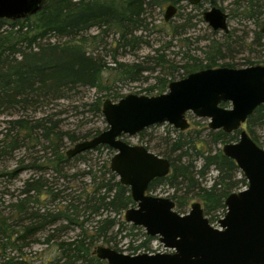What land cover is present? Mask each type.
Wrapping results in <instances>:
<instances>
[{
	"label": "trees",
	"instance_id": "trees-1",
	"mask_svg": "<svg viewBox=\"0 0 264 264\" xmlns=\"http://www.w3.org/2000/svg\"><path fill=\"white\" fill-rule=\"evenodd\" d=\"M261 1L264 0H237V3L246 4L241 14L258 24L264 7ZM185 2L188 0H44L42 9L33 16L15 21L0 19V108L13 109L19 106L26 109L40 103L68 99L81 88L101 91L105 72L111 67L90 51L89 46L93 44L90 38L95 41L97 38L103 39V35L113 34L117 36V49H134L147 43L143 36L137 35L148 28L147 11L167 4L176 5L182 10ZM212 4H215V1ZM200 6L201 4L197 7ZM179 28L181 26L174 27L173 33H177ZM93 29L100 30L97 37H86L85 35ZM256 38H264L261 30L256 33ZM52 39L67 41L52 43ZM214 47L218 54L219 47ZM186 58L188 61L183 67L184 72L179 74L181 79L191 73L214 68L219 57H209V63L206 65L188 54ZM113 61L118 62L116 56H113ZM153 62L157 66H164V54L158 53ZM118 66L120 78L131 82L140 80L145 72L138 63H118ZM173 72L157 77V84L149 91L157 90L158 95L166 93L172 80H177L174 75L170 76ZM168 77L174 79L168 80ZM104 89L110 91V87ZM123 97L115 95L113 98ZM91 107L103 117V103L100 97ZM11 125V129L0 143V159L10 155L20 146L18 136L24 141L40 140L48 143V149L52 151L50 166L59 174H63V166L72 160L62 154L65 140L70 144H77L101 132L97 129L89 136L71 134L62 131L60 121L52 119H41L33 125L29 120L18 119L11 122ZM245 126L251 138L260 146L256 133L258 128L264 126V106L253 112ZM14 131L15 136L12 135ZM204 131H207V134L203 136L202 131L181 132L170 127L166 136L159 138L154 147L145 146L169 160L171 164V173L153 181L148 192L152 193L160 187L173 190L174 193L169 195V198L174 201L175 210L179 214H186L190 203L199 199L205 216L214 224L222 217L218 215L221 211L223 215L226 214L225 201L228 196L247 187L248 182L236 162L226 157L222 151L226 144L239 140L240 131L225 133L223 130L215 131L209 128ZM147 132L148 130L143 131L139 137L143 140ZM105 152L109 161L114 151L107 146L88 151L92 154ZM84 158L85 153L74 157V160ZM201 162L202 165H199ZM42 169L44 167L41 165L36 167V170ZM212 169L216 170L218 175L208 186L201 179L205 181ZM89 173L93 177L92 190L83 191L81 194L71 193L63 203L54 208L35 204H38L39 197L42 199L49 196H52L51 202L54 204L56 198L66 191L52 192L42 178L32 183L28 181L22 194L24 198L11 204L16 226L8 224L9 219L0 214V250L4 253L0 257H5L6 250L12 248L21 252L22 246H17L15 240L24 244L29 238H35L38 234L48 231L47 238L50 241L47 244L56 246L57 258L45 264H107L95 254L99 242L120 252L115 238L118 233L129 230L131 236L134 231L143 232V228L120 220L125 211L136 206L130 188L121 184L118 176L108 166L98 172ZM239 175L242 177L238 178ZM62 176L66 178L65 175ZM183 189L185 190L182 192ZM91 222L97 225L94 234L87 232L88 228L85 229ZM14 227L22 228L18 238H14ZM71 228H79L81 232L75 241L68 242L62 239V234ZM143 236L145 240L142 243L135 247L133 242L130 244V252L150 250V242L156 238L149 237L145 232ZM8 264H13V260H9Z\"/></svg>",
	"mask_w": 264,
	"mask_h": 264
},
{
	"label": "water",
	"instance_id": "water-1",
	"mask_svg": "<svg viewBox=\"0 0 264 264\" xmlns=\"http://www.w3.org/2000/svg\"><path fill=\"white\" fill-rule=\"evenodd\" d=\"M212 0H188L192 6ZM44 0H0V19L21 20L37 14ZM178 7L166 8L169 23ZM213 31H229L228 15L217 6L203 14ZM264 35V27L261 30ZM228 103L230 108L222 107ZM264 105V65L247 68H208L173 81L158 96L130 94L119 102L106 100L102 113L107 129L67 152L68 158L101 145L114 151L110 170L131 190L136 207L124 214L125 222L142 227L171 253L128 255L107 246L95 254L107 264H264V150L242 130L253 112ZM208 119L211 130H241L237 143L226 144L224 155L234 160L248 187L225 201L227 213L214 227L201 203L181 215L169 198L147 194L149 185L171 172L170 162L141 145H130L123 136L168 124L179 131L190 128L187 115Z\"/></svg>",
	"mask_w": 264,
	"mask_h": 264
},
{
	"label": "rangeland",
	"instance_id": "rangeland-1",
	"mask_svg": "<svg viewBox=\"0 0 264 264\" xmlns=\"http://www.w3.org/2000/svg\"><path fill=\"white\" fill-rule=\"evenodd\" d=\"M212 3L213 1L205 2L200 7L195 8V6L185 2L183 4L184 8L182 10L178 9V13L169 23L164 22L168 4L161 8H153L147 11L146 17L149 18L147 22L148 28L144 32L137 33L138 36H143V40L147 43H143L134 49L130 47L117 49V44H115L117 36L113 34L103 35V39L97 38L95 41L90 38L93 42L89 46L90 51L111 67L105 72L102 90L81 88L68 99H60L51 103H40L34 107L28 106L26 109L19 106L13 109L0 108V143L11 129V122L18 119L29 120L32 125L41 119L60 121L62 131L80 136L92 135L97 129L104 130L107 128V123H105L103 113V117H101L91 107L98 97L104 103L108 99L118 102L120 99L113 98L115 95H123L124 97L130 94L149 97L158 96L157 90L149 91V89L157 84V77H163L172 71L174 72L170 76L174 75L177 80H181L180 75L184 72L183 67L188 61L186 54L197 58L205 65L209 63V57H219L214 68L232 65L234 66L232 68L241 69L264 65V38L259 40L256 38V33L262 30L264 26V7L258 24H256L255 20L246 19L241 14V11L247 6L244 3L240 5L237 0H215V4ZM261 5H264V1H261ZM213 6L224 8L225 12L229 14L230 32L228 36L224 32L213 31L208 23L204 21L203 13ZM176 26H181V28H179L177 33H173V29ZM99 32L100 30L93 29L85 36L97 37ZM59 41L64 43L67 40L52 39L50 42L57 43ZM214 46L219 47L220 52L218 54L214 50ZM158 50L161 51L157 52ZM158 53L164 54V66H157L153 62ZM113 56L117 57V63H114ZM118 63L127 65L138 63L145 71L143 72V77L137 82L123 80L117 70L119 69ZM174 77H168V80H172ZM105 87H110V91L104 89ZM225 108H230V105L227 104ZM187 119L190 123V129L188 130L202 131L203 136L207 134V131L204 130L209 128L210 121L208 119H199L192 113L187 115ZM170 127L175 129L168 124L153 126L147 129V136L143 140L139 135L135 137L123 136V140L130 145H149L154 147L158 143L159 138L166 136ZM243 128L246 129V126H243ZM12 135L15 136L16 131L12 132ZM173 135L176 136L175 134ZM256 136L260 143L259 147L264 150V126L257 129ZM91 138L93 137L91 136L86 140ZM18 140L20 146L10 155L3 156L0 159V214L4 215V218L9 219L8 224L10 225L16 226V217L13 214L11 204L24 198L22 194L28 181L32 183L34 180L42 178L52 192L60 193V191H66L59 198H56L57 200L54 204L51 202L53 201L52 196L42 199L39 197L38 204H35L36 206L43 205L54 208L58 204L63 203L71 193L81 194L83 191L92 190L93 177L89 172H98L103 170L104 166L110 168L111 159L107 161L108 155L106 152L103 154L86 152L83 160H74L72 158L70 163L63 166L65 167L63 174H59L50 166L52 151L48 149V143L40 140L37 142L32 139L24 141L19 136ZM64 143L62 154L66 156L67 152L73 149L76 144H70L67 139ZM38 165L43 166L44 169L36 170ZM199 165H202V162ZM62 175H65L66 178ZM217 175L216 170L212 169L206 179L207 181L201 180L205 185L210 186ZM241 177V175L238 176V178ZM173 193V190L167 187H160L154 190L151 195L169 198V195ZM196 202L201 203L199 199L193 200L187 208L186 214L189 213L191 205ZM225 212H227V209ZM222 213L223 211L218 215L224 216ZM124 214L121 219L120 217H117V219L125 222ZM111 217L114 218L113 216ZM213 225L216 226L217 223ZM96 227V223L91 222L85 229L88 228L86 229L87 232L94 234ZM21 229V227H14V238L21 236ZM117 230L118 228L115 229V233H117ZM80 232L79 228H71L62 234V239L68 242L75 241ZM143 232H145L144 229ZM143 232L142 230H137L131 236L129 230L118 233L115 238L118 241L120 252L131 254L132 252L129 250L130 244L133 242L135 247L142 243L145 240ZM48 234V231L40 233L35 238H29L24 244L15 240L17 246H22L21 249L19 248L21 252L15 248L6 250L7 254L5 257H0V264H8L9 260H13V264H18L24 260L25 262L19 264H45L49 261L52 262V259L57 258V249L56 246L47 244L50 241L47 238ZM98 246L105 245L99 242L96 248ZM149 247L151 251L159 249L161 247L160 241L158 239L152 240ZM2 254L4 253L0 250V256Z\"/></svg>",
	"mask_w": 264,
	"mask_h": 264
},
{
	"label": "flooded vegetation",
	"instance_id": "flooded-vegetation-1",
	"mask_svg": "<svg viewBox=\"0 0 264 264\" xmlns=\"http://www.w3.org/2000/svg\"><path fill=\"white\" fill-rule=\"evenodd\" d=\"M213 2L215 1V0H212ZM209 2H211V1H209ZM203 3H205V2H202V3H199V4H201V5H203ZM198 4V5H199ZM198 5H195V7H197ZM178 7V6H177ZM222 10H223V12H225V10H224V8H221ZM210 10V9H209ZM208 11V10H207ZM177 13H178V11H177ZM205 13V12H204ZM203 13V14H204ZM226 13V12H225ZM227 15H228V26H229V18H230V16H229V14L228 13H226ZM264 27V26H263ZM221 32H224V31H221ZM229 32H230V27H229V31L228 32H224L226 35H228L229 34ZM252 67V66H251ZM230 68H232V67H230ZM238 69V68H237ZM204 70V69H203ZM264 106V105H263ZM223 107V106H222ZM258 109V108H257ZM248 121V120H247ZM247 123V122H246ZM246 125V124H245ZM245 125H243L244 127H245ZM151 128V127H150ZM149 129V128H148ZM190 129V128H189ZM147 130V129H146ZM177 130V129H176ZM242 130H246V129H244L243 127H242ZM145 131V130H144ZM238 131H240L241 132V130H238ZM247 131V130H246ZM235 132V131H234ZM142 133V132H141ZM248 133V132H247ZM249 134V133H248ZM250 136V135H249ZM251 137V136H250ZM240 138V137H239ZM239 141V140H238ZM237 141V142H238ZM237 142H232V143H237ZM255 142V141H254ZM256 143V142H255ZM129 144V143H128ZM230 144V143H229ZM257 144V143H256ZM258 145V144H257ZM142 146V145H141ZM145 147V146H144ZM146 148V147H145ZM150 151V150H149ZM152 152V151H151ZM154 153V152H153ZM171 173V172H170ZM158 179V178H157ZM156 180V179H155ZM154 180V181H155ZM152 183V182H151ZM149 187H150V185H149ZM148 190H149V188H148ZM147 194L148 195H151V193H149L148 191H147ZM152 196V195H151ZM155 197V196H154Z\"/></svg>",
	"mask_w": 264,
	"mask_h": 264
},
{
	"label": "bare ground",
	"instance_id": "bare-ground-1",
	"mask_svg": "<svg viewBox=\"0 0 264 264\" xmlns=\"http://www.w3.org/2000/svg\"><path fill=\"white\" fill-rule=\"evenodd\" d=\"M123 98H124V97H123ZM108 100H110V99H108ZM120 100H121V99H120ZM120 100H119V101H120ZM105 101H106V100H105ZM111 101H112V100H111ZM119 101H118V102H119ZM112 102H114V101H112ZM105 130H106V129L101 130L100 133H102V132L105 131ZM100 133H99V134H100ZM99 134H98V135H99ZM98 135H96V136H98ZM96 136H94V137H96ZM125 136H126V135H125ZM94 137H93V138H94ZM93 138H91V139H89V140H92ZM85 141H88V140L80 141V142H78V143H82V142H85ZM78 143H77V144H78ZM101 146H103V145H101ZM99 147H100V146H99ZM97 148H98V147H97ZM97 148H95V149H97ZM95 149H93V150H95ZM93 150H91V151H93ZM114 155H115V154H114ZM114 155H113V156H114ZM113 156H112V158H113ZM112 158H111V159H112ZM168 161H169V160H168ZM110 162H111V161H110ZM129 225H132V224H129ZM111 249H112V248H111ZM113 250H115V249H113Z\"/></svg>",
	"mask_w": 264,
	"mask_h": 264
}]
</instances>
